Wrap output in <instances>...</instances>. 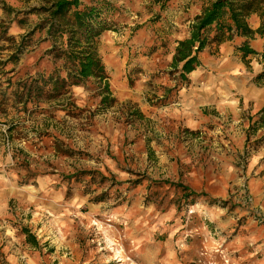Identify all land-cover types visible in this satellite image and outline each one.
Listing matches in <instances>:
<instances>
[{
  "label": "rangeland",
  "instance_id": "374dc122",
  "mask_svg": "<svg viewBox=\"0 0 264 264\" xmlns=\"http://www.w3.org/2000/svg\"><path fill=\"white\" fill-rule=\"evenodd\" d=\"M53 1L0 0V264H264V121L186 102L232 79L208 61L175 87L174 44L206 0H109V88L25 103L20 84L62 64Z\"/></svg>",
  "mask_w": 264,
  "mask_h": 264
},
{
  "label": "trees",
  "instance_id": "16d2710c",
  "mask_svg": "<svg viewBox=\"0 0 264 264\" xmlns=\"http://www.w3.org/2000/svg\"><path fill=\"white\" fill-rule=\"evenodd\" d=\"M153 2L164 8L170 0ZM46 11L48 15L43 26L48 24L47 34L59 39L60 45L53 48L56 50L54 56L61 59L62 64L55 66L47 76L39 73L20 84L18 93L26 97L25 103L38 102L42 95L55 98L93 77L104 80L108 89V76L97 44L99 36L113 28L109 17L114 11L112 3L109 0H54ZM254 13L261 20L256 29L249 23V17ZM256 35L264 36V0H206L190 24L189 34L176 41L171 63L178 72L175 87L188 84V74L201 66L200 53L212 45L235 41L238 43L236 50L246 65H249V56L259 54L257 56L264 59V52L258 53L250 46V40ZM9 59L16 60L17 54H11ZM263 75L264 72L258 77ZM170 90L172 88L168 92ZM259 114L264 121V108ZM177 186L183 191L184 198L196 196L188 187Z\"/></svg>",
  "mask_w": 264,
  "mask_h": 264
},
{
  "label": "crops",
  "instance_id": "0c3cea01",
  "mask_svg": "<svg viewBox=\"0 0 264 264\" xmlns=\"http://www.w3.org/2000/svg\"><path fill=\"white\" fill-rule=\"evenodd\" d=\"M249 23L253 29L258 28L261 24L259 15L256 13L252 14L249 17ZM188 34V31H185L184 35L179 37L178 40L183 39ZM237 45L238 43L235 41H225L215 46V50H218L217 55H220V59L217 62L206 59L207 51L211 50V47L204 49L200 53L201 66L189 75L193 82L201 75L202 69L206 67V61L215 65V68L219 70V75L225 76L229 74L232 75V79L225 78L221 80L218 77L214 78L207 84L202 95H185L184 99L189 105L198 109L207 106L211 107V109L230 110L231 112L243 109L260 115V110L264 108V75L262 77L258 76L264 72V59L257 56L259 54L249 56V65H246L236 50ZM250 46L258 53L264 52V36L256 35L250 40ZM220 63H223V65L220 66ZM237 90L238 95L234 93ZM226 91L230 92L225 95Z\"/></svg>",
  "mask_w": 264,
  "mask_h": 264
}]
</instances>
